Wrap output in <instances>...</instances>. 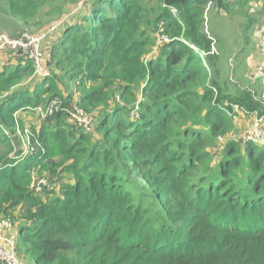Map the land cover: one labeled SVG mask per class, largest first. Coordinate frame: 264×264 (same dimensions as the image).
<instances>
[{
    "label": "trees",
    "instance_id": "trees-1",
    "mask_svg": "<svg viewBox=\"0 0 264 264\" xmlns=\"http://www.w3.org/2000/svg\"><path fill=\"white\" fill-rule=\"evenodd\" d=\"M4 1L29 26L52 0ZM60 1L62 16L80 0ZM210 3L223 6L86 0L33 88L32 61L0 60V217L17 221L22 260L264 264V145L245 142L232 113L264 118V105L222 80L204 32ZM161 29L170 42L148 57ZM53 103L30 139L16 136L19 110ZM76 105L99 138L71 121Z\"/></svg>",
    "mask_w": 264,
    "mask_h": 264
},
{
    "label": "rangeland",
    "instance_id": "rangeland-1",
    "mask_svg": "<svg viewBox=\"0 0 264 264\" xmlns=\"http://www.w3.org/2000/svg\"><path fill=\"white\" fill-rule=\"evenodd\" d=\"M85 1L80 0L77 5H69V11L67 10L62 16H60V6L62 4L60 0L57 2H53V0L51 2L46 1L42 16L31 25L25 26L24 23H21L16 18L11 19L9 12L6 14V3L4 0H0V37L7 36L10 40L22 44V46L1 50L0 60L5 65V61L9 60L7 62L9 63L14 60L16 55L23 56L29 60L32 54L38 53L41 56L40 68L43 70V73H36V76L41 77V79L37 78L38 80H33L32 77L24 82L25 86L28 85L33 88L35 84L42 81V78L49 76L48 65L52 63L53 47L62 36L63 26L84 11ZM222 1L223 6L214 3L208 4L204 14V32L214 42L212 47L213 54L220 59L219 66L221 68L222 80L227 83L226 85L233 91H231L232 93L235 90L237 92L249 93L255 101L264 105V83L261 79L262 74L264 75V54L261 49V42L264 40V0ZM25 8L18 13L25 12ZM13 21L18 22V24H13ZM158 41L159 39L157 40L156 36V46L153 47L154 51L153 53L150 52L148 57H155L158 54V49L160 48V46H157ZM34 49H37V52ZM52 70L59 73L55 67ZM64 82L65 84H71L67 82L66 77L64 78ZM75 84H71L70 92L78 100L80 93L77 91ZM62 88L64 89L63 86ZM75 107H78V105ZM33 111L34 113L31 110H19L15 114L19 125L16 136L23 137L25 141L30 139L32 127L39 126L41 117L44 118L45 115V108L42 105L34 108ZM232 113L236 122L241 120H245V123L251 120L254 122L256 117H259L258 113H251L238 105L232 106ZM71 121L76 123L85 132L93 134L94 137H100L94 131L95 125L91 126L90 130H88L80 126L75 119L71 118ZM243 129L241 137L243 136ZM26 148L27 146H24V150ZM35 178H38L37 174ZM43 181L46 182L44 179H39V181L37 179L35 181L36 185L38 183L39 186L41 185L36 195L42 194ZM40 182L43 183L40 184ZM19 213L20 211L15 212L17 216H19ZM12 221V228H9L4 234L6 236L14 235L18 239L17 221L14 219ZM25 262L26 264H30L27 261Z\"/></svg>",
    "mask_w": 264,
    "mask_h": 264
},
{
    "label": "built area",
    "instance_id": "built-area-1",
    "mask_svg": "<svg viewBox=\"0 0 264 264\" xmlns=\"http://www.w3.org/2000/svg\"><path fill=\"white\" fill-rule=\"evenodd\" d=\"M176 14V11H172ZM157 40L159 39L157 46H162L170 42L169 37L162 32V29L157 33ZM17 46H22L21 43L17 41L10 40L7 36L0 37V51L6 48H15ZM261 49L264 54V40L261 42ZM37 52V49H34ZM41 56L37 54H32L30 60L36 67V73L42 74L43 70L40 68ZM261 74V73H259ZM262 81L264 83V75L262 74ZM58 108L57 103H53L47 111H45L44 116L53 115L56 109ZM71 118L75 119L80 126L85 129L90 130L91 126L94 125V120L92 117L85 114L83 110L78 107L71 112ZM245 142H251L256 144L264 145V118L256 117L253 124L243 132L242 136ZM46 184L45 181H43ZM43 182H40L43 183ZM43 184V185H44ZM13 221L11 218H1L0 219V263L1 264H26L22 260L17 252V237L14 235L6 236L5 231L12 228Z\"/></svg>",
    "mask_w": 264,
    "mask_h": 264
},
{
    "label": "crops",
    "instance_id": "crops-1",
    "mask_svg": "<svg viewBox=\"0 0 264 264\" xmlns=\"http://www.w3.org/2000/svg\"><path fill=\"white\" fill-rule=\"evenodd\" d=\"M250 118V117H249ZM253 123V120L251 121H248L245 123V120H241V121H237V125L238 127L240 128L241 132H242V129H243V132L249 128L251 126V124Z\"/></svg>",
    "mask_w": 264,
    "mask_h": 264
}]
</instances>
